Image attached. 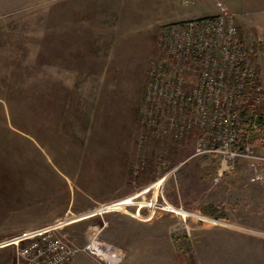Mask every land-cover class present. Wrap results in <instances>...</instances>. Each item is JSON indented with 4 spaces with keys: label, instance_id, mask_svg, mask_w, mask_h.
<instances>
[{
    "label": "rangeland",
    "instance_id": "obj_1",
    "mask_svg": "<svg viewBox=\"0 0 264 264\" xmlns=\"http://www.w3.org/2000/svg\"><path fill=\"white\" fill-rule=\"evenodd\" d=\"M210 2L242 16L264 84V13L245 14L241 0ZM115 6L0 0V264H16V237L64 221L60 234L72 244L83 249L99 232L123 251L121 264H264V175L219 178L221 159L198 154L206 134L178 138L146 124L163 27ZM144 199L161 207L137 206ZM225 214L262 231L210 219ZM69 264L104 263L80 251Z\"/></svg>",
    "mask_w": 264,
    "mask_h": 264
},
{
    "label": "built area",
    "instance_id": "obj_2",
    "mask_svg": "<svg viewBox=\"0 0 264 264\" xmlns=\"http://www.w3.org/2000/svg\"><path fill=\"white\" fill-rule=\"evenodd\" d=\"M161 56L152 61L146 87V124H163L178 132L208 136L198 154L221 159L218 177L235 170L237 160L264 162L258 146L264 145V114L254 112L250 141L245 127L249 108L264 100L258 59L242 36L236 14L217 15L167 24L158 38ZM61 223V222H59ZM17 237L16 264H69L80 252L104 264H121V249L92 232L83 249L72 244L58 224ZM58 226V227H57Z\"/></svg>",
    "mask_w": 264,
    "mask_h": 264
},
{
    "label": "crops",
    "instance_id": "obj_3",
    "mask_svg": "<svg viewBox=\"0 0 264 264\" xmlns=\"http://www.w3.org/2000/svg\"><path fill=\"white\" fill-rule=\"evenodd\" d=\"M110 1V0H109ZM112 3H116V6L114 8V11H129V15L131 17H137L140 19L141 23L148 27L152 26H159L164 27L167 24L184 21V20H191V19H198V18H205L209 16H214L219 14L222 11H225L227 9H224V7L221 4H218V6L210 5V0H188L192 1L193 9L189 10H182L180 9L176 2L177 0H111ZM241 3L243 4V8L246 14V9H250L248 11H257L259 13H264V0H241ZM223 10H218V8ZM205 12V14L203 13ZM231 12V11H230ZM236 14L235 12H231ZM244 12L242 15H245ZM237 15V14H236ZM237 17L240 19L242 16ZM254 112H260L264 114V100L260 104L254 106L251 110L250 108L247 110L245 115V127L247 130V137L250 141L257 142V133L254 131H251V124H252V118L254 115ZM258 152L260 154H264V145L258 146ZM217 158H220L219 156H216ZM264 162L261 161H253V160H244L239 159L236 162L235 165V172L233 173H226L224 176L229 174H235L234 176H248L250 174L251 178L255 177L257 180H261L263 178V168ZM259 168L262 170L259 171ZM263 184V183H262ZM251 185L249 189V193L251 195V201L253 203L258 200V194H259V187L258 184ZM264 185V184H263ZM264 189V186H261ZM264 193V192H262ZM159 203V202H158ZM255 204V203H254ZM256 205V204H255ZM137 206L139 207H161V203L157 205V202H148L147 199H144V201L137 202ZM178 207V206H177ZM252 211H258V206H255L253 208L252 204L250 206ZM101 209H98L97 211L88 212L84 215H81L77 218H84L89 215H93L94 213L100 212ZM223 218H220L224 221H242V220H236L234 218L228 217V215L221 216ZM87 219V218H86ZM73 221H81L76 220V218L72 219ZM71 220V221H72ZM85 220V219H83ZM65 225L69 224V222L64 221L61 223H65ZM213 223H217L215 221H212ZM230 224H235L238 226H247L250 227V229H253L257 232L262 231V228L260 226H253L246 223H240V222H228ZM19 238L15 239L13 242L18 240ZM15 261H13L14 263Z\"/></svg>",
    "mask_w": 264,
    "mask_h": 264
},
{
    "label": "water",
    "instance_id": "obj_4",
    "mask_svg": "<svg viewBox=\"0 0 264 264\" xmlns=\"http://www.w3.org/2000/svg\"><path fill=\"white\" fill-rule=\"evenodd\" d=\"M104 210V209H103ZM102 210V211H103ZM101 211V212H102ZM94 214H97V213H94ZM188 214H194L193 212H188ZM195 215V214H194ZM211 220H213V221H215V222H217V223H222V224H225V225H230V226H234V225H232V224H230V223H228V222H226V221H224V220H222V219H220L218 216H215L214 217V219H212V218H210ZM71 221V220H70ZM73 221V220H72ZM235 227V226H234ZM252 232H253V230H251ZM259 233V232H258ZM13 241V240H12ZM2 246H4V245H0V247H2Z\"/></svg>",
    "mask_w": 264,
    "mask_h": 264
},
{
    "label": "trees",
    "instance_id": "obj_5",
    "mask_svg": "<svg viewBox=\"0 0 264 264\" xmlns=\"http://www.w3.org/2000/svg\"><path fill=\"white\" fill-rule=\"evenodd\" d=\"M253 107H251L250 108V110L252 109ZM203 211L204 212H206L207 214H211V215H215L216 213L214 212V211H212L210 208H208V207H205L204 209H203ZM219 218H223V217H221V216H218Z\"/></svg>",
    "mask_w": 264,
    "mask_h": 264
},
{
    "label": "bare ground",
    "instance_id": "obj_6",
    "mask_svg": "<svg viewBox=\"0 0 264 264\" xmlns=\"http://www.w3.org/2000/svg\"><path fill=\"white\" fill-rule=\"evenodd\" d=\"M65 224H66V222H65V223H59L58 226L62 227V226H65ZM58 226H57V227H58ZM16 241H19V239L16 240Z\"/></svg>",
    "mask_w": 264,
    "mask_h": 264
}]
</instances>
